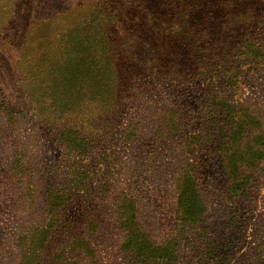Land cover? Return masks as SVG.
<instances>
[{
	"label": "rangeland",
	"instance_id": "rangeland-1",
	"mask_svg": "<svg viewBox=\"0 0 264 264\" xmlns=\"http://www.w3.org/2000/svg\"><path fill=\"white\" fill-rule=\"evenodd\" d=\"M77 15L76 0H0V29L6 27L5 34L0 32V87H6L11 102L22 92L38 99L40 80H48L49 72L59 73L53 71L54 63L28 65L33 63L24 59L21 45L26 44L27 53H37L31 46L33 37L65 29ZM27 25L32 28L28 30ZM6 39L14 44L11 49L5 48ZM238 72L237 84L218 85L216 91L254 114L258 130L264 132V63L250 71L239 67ZM83 83L73 88L55 83L44 101L51 108L63 103L73 107L75 100L102 89L93 82ZM117 92L114 116L107 113L109 121L99 129H83L85 136L99 134L101 138L79 160L64 153L39 119L14 112L13 122L8 123L0 112V264H17L15 237L23 227L42 222L43 195L50 186H62L65 165L72 160L87 174L86 191L78 192L75 204L60 212L66 226L62 228L76 234L84 231V238L86 226L96 229L89 240L94 258L74 256L80 264H137L120 246L116 209L121 192L134 198L136 221L153 244L173 239L174 258L168 264H264V154L247 170L251 174L247 189L232 194L224 162L216 146L204 138L203 117L199 125L202 89L140 82ZM170 106L182 108L188 125L165 135L163 108ZM192 135L199 138L197 145ZM190 141L191 155L183 152ZM14 158L24 166L21 173L13 172ZM188 162L195 167L196 186L206 207L200 221L182 224L175 211V179ZM57 249L53 240L43 253L42 264H51L49 258Z\"/></svg>",
	"mask_w": 264,
	"mask_h": 264
},
{
	"label": "trees",
	"instance_id": "trees-1",
	"mask_svg": "<svg viewBox=\"0 0 264 264\" xmlns=\"http://www.w3.org/2000/svg\"><path fill=\"white\" fill-rule=\"evenodd\" d=\"M76 5L78 15L67 28L33 37L36 43L31 46L37 53H27L26 44L21 45L26 51L24 59L33 63L28 65L35 66L38 61L47 67L54 63L53 71L59 73L49 72L48 80H40L42 85L37 89L42 91L36 100L22 92L11 102L6 87L1 86L0 112L7 122H13L14 112L39 119L40 126L64 153L79 160L101 138L99 134L96 138L85 136L87 131L83 129H99L109 121L107 113L114 116L117 89L122 86L141 82L181 90L200 88L204 94L200 108L203 115L196 113L199 125L203 124L202 117L206 123L204 138L210 146H216L219 160L224 162L229 191L244 192L251 177L247 170L263 158L264 132L258 130L254 114L223 97L216 88L237 84L239 67L250 71L264 63V0H76ZM4 28L0 29L3 34ZM31 28L27 25L28 30ZM13 45L7 40L5 48ZM54 82L72 88L93 82L102 89L75 100L76 106L63 103L51 108L44 100ZM163 109L162 120L168 129L165 135L176 134L188 125L182 108ZM190 139L197 145V136ZM184 148L183 152L191 155V141ZM11 163L14 174L21 173L24 166L18 159ZM65 166L62 186H50L43 195L42 222L23 227L14 239L17 264H42L43 253L53 240L59 249L49 258L51 264H80L74 258L77 255L94 258L89 240L96 229L86 226L88 236L84 238V231L76 234L62 228L66 226L60 212L75 204L78 192L86 191L87 180L75 160ZM117 198L116 222L126 256L135 258L137 264H168L174 258L173 239L153 244L136 221L134 198L123 192ZM205 207L196 186L195 167L188 162L175 179L177 219L193 224L202 219Z\"/></svg>",
	"mask_w": 264,
	"mask_h": 264
}]
</instances>
